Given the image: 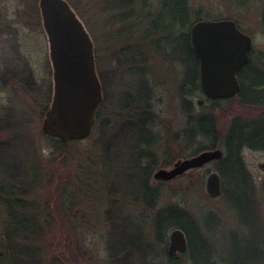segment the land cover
Segmentation results:
<instances>
[{"label":"rangeland","instance_id":"374dc122","mask_svg":"<svg viewBox=\"0 0 264 264\" xmlns=\"http://www.w3.org/2000/svg\"><path fill=\"white\" fill-rule=\"evenodd\" d=\"M65 1L94 42L103 86L98 124L88 139L72 143L66 155L43 132L54 95V69L41 0H0V147H8L7 156H0V264H54L62 257L64 264H110L107 245L116 223L131 225L134 234L144 233L153 243L156 212L171 205L184 208L199 224L201 264H211V257L214 264H264V152H244L255 190L251 196H243L226 178L227 194L211 198L206 185L210 174L218 172L217 162L172 181L154 178L157 171H170L194 157L182 140L190 126L185 98L193 103L190 116L213 114L224 134L233 116L252 119L260 111L238 106L236 99L221 107L207 105L203 90L185 97L188 41L171 22L159 29L162 0H133L125 9L120 8L122 0ZM189 2L207 20L236 22L252 37V60L264 69V0ZM134 120L139 133L130 128ZM107 145L112 152L126 148L123 163L108 164ZM13 150L15 160L10 159ZM153 161L151 184L160 189L161 198L150 209L126 191L141 192L145 168ZM14 162L25 173L23 177L20 171L18 185L24 190L18 193L10 189L17 187L11 173ZM17 200L25 207L18 210L13 204ZM22 214L27 217L19 224ZM37 224L39 235L33 232ZM20 229L24 237L18 240L15 232ZM33 234L37 237L30 239ZM17 242L28 245L34 255L21 256L20 263L11 259ZM152 263L163 260L156 255ZM180 264L193 263L185 257Z\"/></svg>","mask_w":264,"mask_h":264},{"label":"trees","instance_id":"16d2710c","mask_svg":"<svg viewBox=\"0 0 264 264\" xmlns=\"http://www.w3.org/2000/svg\"><path fill=\"white\" fill-rule=\"evenodd\" d=\"M122 1L123 4L120 6L121 9L129 7L133 2V0ZM162 5L164 8L161 13V19L159 20V29L165 27L167 23L171 22L174 31L176 33H181V35H183L188 41L185 50V54L188 58V71L186 72L185 77V86L188 87V95H185V97L195 95L202 90L200 59L193 47L191 32L190 30L187 32L186 29L187 27L189 29L191 25H194V21L200 22L207 19L202 17V10L195 12L192 11L189 0H162ZM262 29L264 32V16L262 19ZM238 78L241 90L236 97L225 100L208 101L207 105L210 104L214 107H221L222 105L233 103V100L236 99L238 101V106L257 109L260 111L259 115L252 119H246L242 116H233L228 131L224 134L218 127L217 117L213 114H204L197 117L190 116L191 111H193V103H190V101L186 102L187 99L185 98V110L189 115L188 121L190 126L188 127V131L184 133L182 140L188 148L191 147V149L194 150V156L206 150L224 149L225 156L223 160L217 162V170L223 180V193L225 192L224 194H227L228 192V187L225 181L226 178H230L236 183V185H238L239 192L243 196H251L254 195L255 190L252 176L244 159V152L247 149L264 152V69L255 65L252 60V53L249 64L239 72ZM51 89L52 88H50V95L52 93ZM132 101L134 102L135 99H132ZM134 105L135 104H133V106ZM139 108L140 107H138V109ZM100 115L101 113L99 112L96 124L99 122ZM135 120L132 123H129L130 128L133 131L136 130ZM136 132L139 133L140 130H136ZM50 139L52 146L56 151H61V153L65 155L69 152L70 145L64 144L61 140L56 138ZM80 142L81 141H74L73 143ZM15 143L19 145L18 142ZM106 147L108 164L114 163V165H119L120 163H123L126 148H123L124 151L122 152L119 146L116 151L113 150L112 152L109 150V145ZM7 152L8 147L6 145L0 147V156H7ZM14 152L15 150L12 151L10 159L15 160ZM14 163L15 168L11 170V173L16 174L12 176L14 180H16L17 187L10 185V189L13 192L18 193L19 191L24 190L18 185V182L22 181L18 180L21 173L20 171L22 170L23 177H25V173L20 162ZM155 165L156 162L153 161L150 168H148V166L145 168L147 176L140 186L141 192L133 191L128 193L126 191L127 196L150 209H155L161 198L160 189L153 187L151 184ZM65 194L66 201H63V206L65 205V207H67L70 202L67 198V190H65ZM11 195H13V193H11ZM23 202V200H17L14 201L13 204L16 203L15 205L19 210V206L25 207L23 206ZM249 205L251 211L254 213V200H252ZM26 217L27 216L24 214L18 216L19 224L26 219ZM130 227L131 225L121 224L120 222L113 226V231L109 237L107 245V254L110 264H153L152 260L156 255L161 256L163 260L162 264H180L181 259L185 257L189 258L193 264H201L199 259H201L202 250L198 249V245L196 244V241L199 240V224H197L181 206L171 205L157 210L154 223L155 242L153 243L147 240L148 238L144 233H139V235L134 234L132 231L133 228ZM177 228L182 229L186 233L189 242V252L186 253L187 255L183 254L184 256L182 255L181 259L169 255V233ZM39 229L40 227H38L37 224L36 228L33 229L35 235H39L38 232L41 231ZM35 235L33 234L30 236V239H35V237H37ZM15 236L16 239L20 240V238L24 237V233H22L20 229V232H15ZM28 237L29 234L26 240H28ZM68 244H72V241H68ZM23 255L26 257L33 256V249L28 245L25 246L17 242L15 253L14 255L12 253L11 259L14 258L15 262L20 263L22 262L21 256ZM67 255L68 252L65 256ZM164 255L165 258H163ZM61 260L63 262L65 261L62 257L60 260L54 259L53 262L54 264H64ZM210 263L214 264L212 257L210 258Z\"/></svg>","mask_w":264,"mask_h":264},{"label":"water","instance_id":"95a60500","mask_svg":"<svg viewBox=\"0 0 264 264\" xmlns=\"http://www.w3.org/2000/svg\"><path fill=\"white\" fill-rule=\"evenodd\" d=\"M41 10L54 69L53 103L46 113L43 132L70 145L91 136L103 103L94 43L67 1L41 0ZM191 38L200 59L205 96L216 100L238 95L241 90L238 73L250 62L252 37L243 33L234 21L221 20L196 23L191 28ZM223 158L222 149L206 150L177 162L170 171H157L154 178L172 181ZM206 188L211 198L222 195V179L218 172L210 174ZM188 250L186 233L182 229L173 230L169 254L177 257Z\"/></svg>","mask_w":264,"mask_h":264},{"label":"flooded vegetation","instance_id":"af4514ba","mask_svg":"<svg viewBox=\"0 0 264 264\" xmlns=\"http://www.w3.org/2000/svg\"><path fill=\"white\" fill-rule=\"evenodd\" d=\"M52 96L54 97V95H52ZM52 103H53V98H52V102H51L50 107L48 108V110L51 108ZM48 110H47V111H48Z\"/></svg>","mask_w":264,"mask_h":264}]
</instances>
